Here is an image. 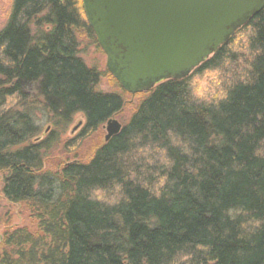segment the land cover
Wrapping results in <instances>:
<instances>
[{
  "label": "trees",
  "instance_id": "obj_1",
  "mask_svg": "<svg viewBox=\"0 0 264 264\" xmlns=\"http://www.w3.org/2000/svg\"><path fill=\"white\" fill-rule=\"evenodd\" d=\"M84 38L103 53L82 0H12L0 30L1 190L39 223L5 230L0 264H264V10L191 76L142 94L89 162L48 168L76 115L89 137L127 100Z\"/></svg>",
  "mask_w": 264,
  "mask_h": 264
},
{
  "label": "water",
  "instance_id": "obj_2",
  "mask_svg": "<svg viewBox=\"0 0 264 264\" xmlns=\"http://www.w3.org/2000/svg\"><path fill=\"white\" fill-rule=\"evenodd\" d=\"M107 55V69L130 94L181 80L264 10V0H83ZM123 126L110 120L106 141Z\"/></svg>",
  "mask_w": 264,
  "mask_h": 264
},
{
  "label": "rangeland",
  "instance_id": "obj_3",
  "mask_svg": "<svg viewBox=\"0 0 264 264\" xmlns=\"http://www.w3.org/2000/svg\"><path fill=\"white\" fill-rule=\"evenodd\" d=\"M11 3L12 0H0V30L3 28L8 18L9 11L11 8ZM82 49H83V57L90 67L95 66L103 72H106V70H108L107 55L105 54L104 51L103 53L98 51L96 45H94L91 41L85 38L82 40ZM193 72H191L187 77L191 76ZM219 76L221 75L214 74L212 76L208 75L206 76V78H203L204 80L203 82L206 84V86H204L205 87L204 90L213 93L215 89L214 84L217 83L218 80L217 78ZM212 88L214 89L212 90ZM101 89L105 92H112L117 90L116 88L113 87L112 79L110 76H105L102 78ZM144 93H138L136 95H133L126 92L127 100L124 105V108L112 119L118 121L122 126L128 123L129 120L132 118L133 114L135 113L136 108L141 100V97L143 96L142 94ZM38 121L39 124L44 129V132L40 136V140H43L47 137V135L51 131V127L47 123V120L43 118L41 114H39ZM84 126H85L84 115L83 114L76 115L74 117L73 124L70 126L69 131L64 137V144L62 148L53 158L50 159V161L48 160L46 162V166L48 168H53V166H59L63 163L74 160L89 162L93 158L94 154L103 145H105V143L107 142L106 136H107L108 123L103 125L97 132L91 134L89 137L85 136L83 138L82 132L84 130ZM38 224H39L38 221L31 215L30 211H28V209L25 206L15 205L7 201V199L2 194L1 182H0V243L2 242V237L7 228H11V230L18 228H27L31 233L35 234L36 232H38Z\"/></svg>",
  "mask_w": 264,
  "mask_h": 264
}]
</instances>
